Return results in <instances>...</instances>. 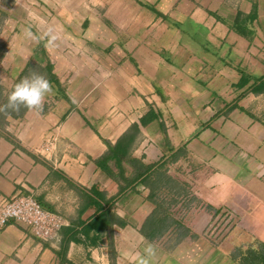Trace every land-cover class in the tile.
I'll use <instances>...</instances> for the list:
<instances>
[{
	"label": "crops",
	"instance_id": "obj_1",
	"mask_svg": "<svg viewBox=\"0 0 264 264\" xmlns=\"http://www.w3.org/2000/svg\"><path fill=\"white\" fill-rule=\"evenodd\" d=\"M33 72L53 93L0 117V205L63 224H0V264H135L147 242L155 264H264V0H0V97Z\"/></svg>",
	"mask_w": 264,
	"mask_h": 264
},
{
	"label": "clouds",
	"instance_id": "obj_2",
	"mask_svg": "<svg viewBox=\"0 0 264 264\" xmlns=\"http://www.w3.org/2000/svg\"><path fill=\"white\" fill-rule=\"evenodd\" d=\"M52 32L53 30L49 29L44 34L45 37H49V45H54V42L58 39ZM26 35L36 39L31 31H28ZM51 93H53V86L50 81L43 75L33 72L15 84L13 90L7 96V102L0 105V113H9L10 111L19 113L21 108L29 111L42 110L46 96ZM156 256L155 245L147 242L143 254L137 253L132 256V260L135 264H155Z\"/></svg>",
	"mask_w": 264,
	"mask_h": 264
},
{
	"label": "built area",
	"instance_id": "obj_3",
	"mask_svg": "<svg viewBox=\"0 0 264 264\" xmlns=\"http://www.w3.org/2000/svg\"><path fill=\"white\" fill-rule=\"evenodd\" d=\"M51 142L43 144L40 152H49ZM12 219L24 226H30L34 235L42 240H52L63 224L62 217L44 209L30 195L17 194L0 205V224Z\"/></svg>",
	"mask_w": 264,
	"mask_h": 264
},
{
	"label": "trees",
	"instance_id": "obj_4",
	"mask_svg": "<svg viewBox=\"0 0 264 264\" xmlns=\"http://www.w3.org/2000/svg\"><path fill=\"white\" fill-rule=\"evenodd\" d=\"M15 86V85H14ZM14 86L13 87H11V90H10V92L13 90V88H14ZM10 92H6V94H4V95H2V97H0V105H3V104H5L6 102H7V96H8V94L10 93ZM62 93H59V92H57L56 94H54V97L56 98V97H59L60 95H61ZM62 96V95H61ZM23 110H24V108H21V110H20V112H23ZM5 114H7V115H12L13 117H16L17 116V113L16 112H9V113H0V117L3 115H5ZM109 149V153H110V155L109 156H106V157H103L102 158V162H100L99 161V164H100V166L101 167H104V168H107V164H105L109 159L110 160H113V161H115L116 162V164H118V162H119V160H120V158H121V155H120V153H119V151L117 150V148H115L114 146L113 147H109L108 148ZM99 197H101V195L99 194ZM40 206L43 208V206L40 204ZM97 207H99V205L97 204ZM45 209V208H44ZM102 214H99V215H97V219H100V222H99V225H103L104 224V222H105V220L102 218V215L104 214L103 213V211L101 212ZM105 213H107L106 211H105ZM101 227H103V226H101ZM60 228V227H59Z\"/></svg>",
	"mask_w": 264,
	"mask_h": 264
}]
</instances>
